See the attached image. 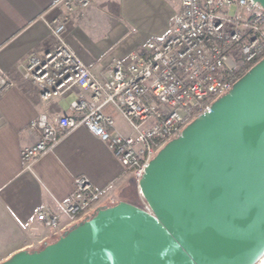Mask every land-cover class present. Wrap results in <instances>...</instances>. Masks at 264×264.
<instances>
[{
    "label": "built area",
    "instance_id": "built-area-1",
    "mask_svg": "<svg viewBox=\"0 0 264 264\" xmlns=\"http://www.w3.org/2000/svg\"><path fill=\"white\" fill-rule=\"evenodd\" d=\"M65 13L46 22L54 44L26 62L24 76L38 88L42 100L81 91L69 112L39 114L27 126L39 137L20 152L24 169L52 150L70 131L84 127L106 143L138 184L149 161L166 142L264 57V7L255 0H180L168 31L151 36L141 48L114 58L99 77L64 39L65 21L91 0H60ZM12 81L0 71V90ZM131 133L119 131L112 112ZM73 189L55 208L44 207L36 219L51 230L67 228L103 204V189H95L85 175H77ZM141 208L151 213L139 190ZM67 220L61 225V219ZM65 226V227H64Z\"/></svg>",
    "mask_w": 264,
    "mask_h": 264
},
{
    "label": "water",
    "instance_id": "water-1",
    "mask_svg": "<svg viewBox=\"0 0 264 264\" xmlns=\"http://www.w3.org/2000/svg\"><path fill=\"white\" fill-rule=\"evenodd\" d=\"M264 7V0H255ZM128 201L0 264H256L264 255V57L155 154Z\"/></svg>",
    "mask_w": 264,
    "mask_h": 264
},
{
    "label": "crops",
    "instance_id": "crops-1",
    "mask_svg": "<svg viewBox=\"0 0 264 264\" xmlns=\"http://www.w3.org/2000/svg\"><path fill=\"white\" fill-rule=\"evenodd\" d=\"M179 6L180 0H91L86 8L68 15L64 39L94 74L104 77L112 60L104 56L106 50L116 46L119 58L125 57L151 36L165 34ZM64 13L60 0H0V71L12 81L0 90V250L9 255L38 249L68 228L51 230L36 219V212L64 202L75 176L85 175L95 189H103V204L120 200L131 177L106 143L84 127L63 136L31 169L22 165V148L39 137L28 124L41 113H68L81 91L74 88L64 96L42 100L35 83L24 76L29 57L42 55L54 44L46 22ZM94 26L104 30L97 42L86 35V29ZM112 113L117 129L131 133L123 118ZM66 221L62 218L61 225ZM4 240L11 243L2 249Z\"/></svg>",
    "mask_w": 264,
    "mask_h": 264
},
{
    "label": "rangeland",
    "instance_id": "rangeland-1",
    "mask_svg": "<svg viewBox=\"0 0 264 264\" xmlns=\"http://www.w3.org/2000/svg\"><path fill=\"white\" fill-rule=\"evenodd\" d=\"M86 8V7H85ZM81 15H83V13L81 14ZM92 29H93V31H92ZM103 28L102 27H96V26H94V27H88L87 29H86V35L88 36V37H90V38H92V39H95L94 41H98V40H100V39H102V37H103ZM103 43L102 42H100L99 43V45H102ZM105 52V51H104ZM119 50H117V47L116 46H111L110 47V49L109 50H106V53H104V56L105 57H107V59H114V58H119ZM111 60V61H112ZM136 186H137V184H136ZM137 194H138V206H140L141 207V205H142V202H141V200H140V198H139V193H138V188H137ZM10 243H11V241L9 242V241H6V240H4V243H3V245H1V248L2 249H4V248H6V247H8L9 245H10ZM39 247H41V246H39ZM7 255H9V253L8 252H5V251H1L0 250V262L1 261H3V260H5L6 258V256ZM11 255V254H10ZM9 255V256H10ZM8 256V257H9ZM7 257V258H8ZM4 258V259H3Z\"/></svg>",
    "mask_w": 264,
    "mask_h": 264
},
{
    "label": "trees",
    "instance_id": "trees-1",
    "mask_svg": "<svg viewBox=\"0 0 264 264\" xmlns=\"http://www.w3.org/2000/svg\"><path fill=\"white\" fill-rule=\"evenodd\" d=\"M120 200L128 201L132 204H138L137 186L134 178L129 177L127 184L120 192Z\"/></svg>",
    "mask_w": 264,
    "mask_h": 264
},
{
    "label": "bare ground",
    "instance_id": "bare-ground-1",
    "mask_svg": "<svg viewBox=\"0 0 264 264\" xmlns=\"http://www.w3.org/2000/svg\"><path fill=\"white\" fill-rule=\"evenodd\" d=\"M256 264H264V255L260 258V260Z\"/></svg>",
    "mask_w": 264,
    "mask_h": 264
}]
</instances>
